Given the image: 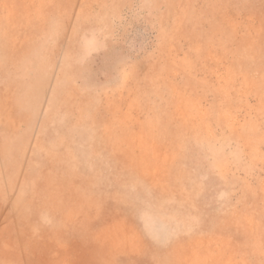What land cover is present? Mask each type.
Segmentation results:
<instances>
[{"label":"rangeland","instance_id":"1","mask_svg":"<svg viewBox=\"0 0 264 264\" xmlns=\"http://www.w3.org/2000/svg\"><path fill=\"white\" fill-rule=\"evenodd\" d=\"M0 264H264V0H0Z\"/></svg>","mask_w":264,"mask_h":264}]
</instances>
